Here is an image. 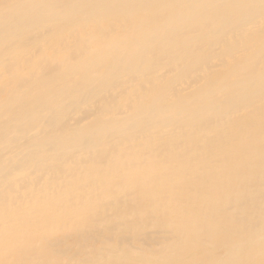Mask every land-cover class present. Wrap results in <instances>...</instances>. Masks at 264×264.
<instances>
[{
  "label": "bare ground",
  "instance_id": "1",
  "mask_svg": "<svg viewBox=\"0 0 264 264\" xmlns=\"http://www.w3.org/2000/svg\"><path fill=\"white\" fill-rule=\"evenodd\" d=\"M0 264H264V0H0Z\"/></svg>",
  "mask_w": 264,
  "mask_h": 264
}]
</instances>
